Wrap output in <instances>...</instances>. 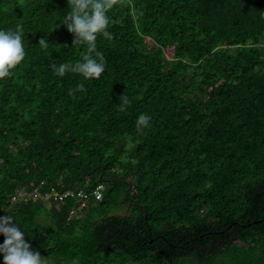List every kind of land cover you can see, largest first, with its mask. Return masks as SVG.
I'll return each instance as SVG.
<instances>
[{"label": "trees", "instance_id": "1", "mask_svg": "<svg viewBox=\"0 0 264 264\" xmlns=\"http://www.w3.org/2000/svg\"><path fill=\"white\" fill-rule=\"evenodd\" d=\"M70 11L0 0L26 53L0 79V216L46 264H264V0H121L99 79L54 72L87 50Z\"/></svg>", "mask_w": 264, "mask_h": 264}, {"label": "clouds", "instance_id": "2", "mask_svg": "<svg viewBox=\"0 0 264 264\" xmlns=\"http://www.w3.org/2000/svg\"><path fill=\"white\" fill-rule=\"evenodd\" d=\"M121 0H68L71 11L67 13L63 24L67 30L75 35L73 45L84 44L87 46L82 61L74 64L64 63L59 67L52 65L57 76L63 77L66 73L81 74L85 79H99L105 71L106 61L103 54L97 50L96 39L102 34L107 40L113 39V34L106 29L109 19L106 13L119 4ZM23 26L16 25L15 31L0 30V79L11 75L17 65L25 58V50L22 43ZM42 48L48 44L44 37L38 43ZM95 55V58L93 56ZM75 91H85L84 85L78 84ZM74 91L69 90V95ZM118 110L124 112L131 105L127 95L119 97ZM151 117L140 114L136 121L137 131L150 126ZM0 234L4 240L0 244V253L3 254L4 264H46L38 251H33L31 244L25 240L24 232L13 223V217L0 216Z\"/></svg>", "mask_w": 264, "mask_h": 264}, {"label": "built area", "instance_id": "3", "mask_svg": "<svg viewBox=\"0 0 264 264\" xmlns=\"http://www.w3.org/2000/svg\"><path fill=\"white\" fill-rule=\"evenodd\" d=\"M101 188H102V186H99L98 190L96 191L97 198H100V197L102 196V192H101V190H100ZM69 194H70V192L66 193V194L64 195V197L68 196ZM78 195H79V196H83V195H85V194H83V193L80 192ZM61 199H63V197H61Z\"/></svg>", "mask_w": 264, "mask_h": 264}]
</instances>
